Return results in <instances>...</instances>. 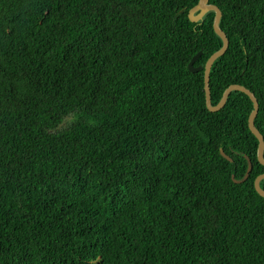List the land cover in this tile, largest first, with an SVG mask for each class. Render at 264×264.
<instances>
[{
	"label": "trees",
	"instance_id": "1",
	"mask_svg": "<svg viewBox=\"0 0 264 264\" xmlns=\"http://www.w3.org/2000/svg\"><path fill=\"white\" fill-rule=\"evenodd\" d=\"M198 2L0 0V264H264L253 103L207 108ZM209 3L212 104L247 87L264 137V0Z\"/></svg>",
	"mask_w": 264,
	"mask_h": 264
},
{
	"label": "water",
	"instance_id": "2",
	"mask_svg": "<svg viewBox=\"0 0 264 264\" xmlns=\"http://www.w3.org/2000/svg\"><path fill=\"white\" fill-rule=\"evenodd\" d=\"M209 11L215 12L214 21H213V28H214V31L216 32V34L219 35L221 37V39L223 40V45L218 51L213 53L208 58L204 67H202V65H199V66L194 65V63L199 59V57L202 54L201 52H198L196 55L193 56V58L189 62L188 69L192 72H198L202 68H204V89H205L206 105L210 111H218L221 108H223L231 91H234V90L241 91L250 97V99L253 103V109H252V111L248 117V126H249L251 132L258 139L257 158H258V161L262 165H264V137L255 125V117H256L258 110H259V103H258V100L255 97L254 93L250 89H248L247 87H245L243 85L232 84L228 88L225 89V91L222 95V98L220 99L218 104H216V105L212 104L211 89H210L211 68H212L214 61L226 52L228 45H229V40L226 36V33L220 28V20L222 17V12L218 8V6H216L214 4H210L209 0H199L198 4L189 10L188 15H189V18L191 19V21L198 22ZM221 154L223 156H225L227 159L231 160V158L222 149H221ZM248 161H249L248 162V169H247L246 175H245L243 180L248 178V176L252 170V163H251V160L249 158H248ZM263 179H264V174L259 175L255 179L254 186H255L256 191L261 196L264 197V189L261 187V184H260ZM237 182H239V181H237Z\"/></svg>",
	"mask_w": 264,
	"mask_h": 264
}]
</instances>
